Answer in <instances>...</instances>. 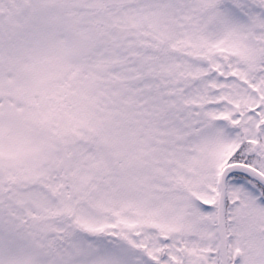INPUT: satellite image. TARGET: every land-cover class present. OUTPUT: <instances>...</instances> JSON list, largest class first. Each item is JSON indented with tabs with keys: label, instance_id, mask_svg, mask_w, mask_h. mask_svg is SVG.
Instances as JSON below:
<instances>
[{
	"label": "snow or ice",
	"instance_id": "obj_1",
	"mask_svg": "<svg viewBox=\"0 0 264 264\" xmlns=\"http://www.w3.org/2000/svg\"><path fill=\"white\" fill-rule=\"evenodd\" d=\"M0 264H264V0H0Z\"/></svg>",
	"mask_w": 264,
	"mask_h": 264
}]
</instances>
